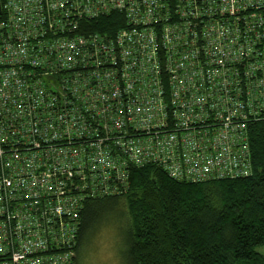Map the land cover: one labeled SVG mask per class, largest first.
Returning a JSON list of instances; mask_svg holds the SVG:
<instances>
[{"label": "built area", "instance_id": "1", "mask_svg": "<svg viewBox=\"0 0 264 264\" xmlns=\"http://www.w3.org/2000/svg\"><path fill=\"white\" fill-rule=\"evenodd\" d=\"M263 120L264 0H0V264H74L132 166L247 177Z\"/></svg>", "mask_w": 264, "mask_h": 264}, {"label": "trees", "instance_id": "2", "mask_svg": "<svg viewBox=\"0 0 264 264\" xmlns=\"http://www.w3.org/2000/svg\"><path fill=\"white\" fill-rule=\"evenodd\" d=\"M123 23L111 15L92 30L111 32ZM247 130V177L190 183L156 164L132 166L127 194L84 201L74 264L89 236L116 213L127 264H264L257 251L264 245V120Z\"/></svg>", "mask_w": 264, "mask_h": 264}, {"label": "rangeland", "instance_id": "3", "mask_svg": "<svg viewBox=\"0 0 264 264\" xmlns=\"http://www.w3.org/2000/svg\"><path fill=\"white\" fill-rule=\"evenodd\" d=\"M113 216L105 227L103 224L89 236L88 243L82 249L79 264H127L126 243L118 231L121 226L119 215L116 213ZM257 251L264 256V245L258 247Z\"/></svg>", "mask_w": 264, "mask_h": 264}]
</instances>
